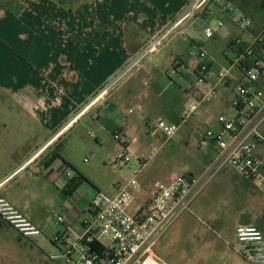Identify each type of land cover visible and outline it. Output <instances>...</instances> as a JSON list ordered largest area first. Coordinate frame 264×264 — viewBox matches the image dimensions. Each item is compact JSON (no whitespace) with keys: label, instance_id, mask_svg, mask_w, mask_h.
Returning a JSON list of instances; mask_svg holds the SVG:
<instances>
[{"label":"crops","instance_id":"1","mask_svg":"<svg viewBox=\"0 0 264 264\" xmlns=\"http://www.w3.org/2000/svg\"><path fill=\"white\" fill-rule=\"evenodd\" d=\"M188 1L190 0H0V97L3 96L0 98V166L4 168L3 173H0V196L7 198L40 227L43 232L41 237L49 235L51 243L60 251L61 248L55 241L58 234L84 235L90 230L96 244H105L102 236L97 234V210L92 205L93 196L101 190H96L94 194L81 192L80 180L73 174L71 177L65 176L72 163L61 153L63 136L108 96L109 90L102 93L106 89L101 88L104 79L121 73L149 37L163 31L180 16ZM225 1L234 3L254 17L252 26L248 30H242L236 16H227L225 25H229L231 32L239 30L229 39L228 48L236 38L252 41L263 28L259 26L261 21L256 20L260 18L257 15L261 12L259 0ZM213 4L215 3L210 5ZM198 19L201 18L196 20ZM214 40L208 44L202 43L208 53L206 62L211 68L210 76L203 81L209 86L208 91L212 85L218 84L217 75L228 66L229 61L225 51L224 59L219 60L216 51L221 42ZM180 50L175 46L168 55V65L173 69L178 64V71L188 65ZM199 61L201 63L200 59ZM214 63L220 65L216 74L212 71ZM160 66L155 65L149 73L142 75L141 84L136 78L130 80V85H135L131 93L135 94L140 109L145 106L150 109L154 103L147 101L150 90L155 89V97L162 96L163 87L156 80L152 83V89L151 86L148 89L141 86L144 79L161 70ZM197 68L199 69V65ZM139 72L135 74L138 75ZM195 73L199 76L197 71ZM235 76H238V72ZM144 81L145 85H150L147 80ZM233 90L234 84L231 81L226 86L219 85L208 106L205 107V104L202 107H205L206 113L220 107L225 109L217 112L216 122L219 114L231 109ZM185 91L187 94L192 93L189 87ZM206 93L194 91L195 100ZM167 108H170L169 104ZM140 117L128 116L119 129L129 131L135 123H139ZM146 124L149 126L148 121L145 126ZM181 124H185L183 120ZM181 124H178L179 129ZM263 125L261 132L264 135ZM96 138L98 143L102 141L100 137ZM57 151H60V156H56ZM31 166V174L42 175L45 187L53 190L56 187L57 193L50 196L52 204L57 205L54 214L58 212L66 215L65 221L56 222L61 223L62 227L50 230L51 221L46 223L32 212L30 195L8 185L13 176L29 171ZM81 177L84 178L82 175ZM147 179H141L144 187L151 185ZM116 193L115 186L110 188L109 194ZM47 196L50 197L49 192ZM148 197V193L144 191L136 193L135 201L128 210L137 213ZM180 223L168 232L157 248L160 257L168 264H233L234 260L238 261V256L241 257L238 248L230 246L227 238L229 235L225 236V233L210 225H206L203 231H191L183 235L177 228ZM3 230L11 231L21 244L34 245L33 238L22 236L0 217V233ZM181 238L187 239L186 247L177 255L175 247ZM17 251L16 256L7 257L15 264H30L25 256L26 250ZM66 262L72 264L67 260Z\"/></svg>","mask_w":264,"mask_h":264},{"label":"rangeland","instance_id":"2","mask_svg":"<svg viewBox=\"0 0 264 264\" xmlns=\"http://www.w3.org/2000/svg\"><path fill=\"white\" fill-rule=\"evenodd\" d=\"M230 5L234 6L232 2ZM210 6L213 18L224 19V21L227 19V14L220 12L215 4ZM260 11L257 15L260 18H256V20L259 19L261 21L259 26L264 27V1L263 9L261 8ZM250 17L253 21L254 17L252 15ZM204 27L205 21L202 19L187 18L174 31V35L172 34L168 39L166 46L164 45L158 52L152 53L144 59L141 69L133 70L116 83L115 80L120 73L104 79L101 88H108V96L85 114L74 127L65 133L62 139L61 153L64 158L72 163V166L68 168L73 176L80 180L81 192L86 191L94 194L96 190H101L110 193V188L116 187L119 182L124 183L128 180L126 178L130 179L132 169L139 166L135 158L127 165L123 163L119 166L115 163V159L121 150V146L115 138L116 133L128 134L129 137L136 138V142L131 146L132 151L134 153L143 152L150 156L146 168L139 175V179L147 177L151 188H154L157 183L168 181L174 172L200 176L208 169L211 161L216 158V147L212 142L202 145L200 142L201 135L197 131L200 128L206 129L208 127L220 129L215 115L225 109L220 107L218 110H209L206 113L204 109L210 101L194 117L185 124H181V117L196 99L194 91L199 90L206 93L209 89L208 85L198 82L199 76L195 71L199 72L197 67L200 61L191 55L194 49L189 44L192 39H200ZM238 31L231 32L229 25L226 24L217 30L215 38H205L203 43L208 44L210 41L218 39L221 44L216 53L219 60H223L224 51L228 57L233 55V51L228 48L227 43L231 36ZM175 46L181 49L180 51L184 53L183 56L188 63L187 67L181 68V71L174 69L178 68V64L173 69L171 65H168L170 62L169 51ZM139 53L140 51L137 52L136 56ZM155 65H161V70L157 74L156 72L152 74L150 78L144 79L150 85H145L143 80L141 86L147 89L151 86L150 89H152L154 87L152 83L156 80L158 85L163 87L162 96L161 98L155 97L153 93L155 89L150 90L147 101L150 104L152 101L154 103L150 109L149 107L146 109V106L140 109L137 106L135 94L131 93L135 85H130V80L136 78L140 83L142 75L149 73ZM219 70L220 65L214 63L213 74ZM137 72H139L138 75L135 74ZM188 87L192 91L190 94L185 91V88ZM168 104L170 105L169 109L167 108ZM133 107L135 111L130 113L129 110ZM128 116L140 117L139 123H135L129 131H122L119 128ZM160 119L181 124V128L175 136L167 137L160 129L156 128ZM147 121L149 126L147 124L145 126ZM97 136L102 139L99 143ZM87 157H90L89 161L85 160ZM32 170L33 166L30 167L29 171L13 176L8 185L21 193L30 195L32 212L46 223L50 220V230L62 227L61 223H56L57 218L54 214L56 210L54 211V209L57 205L56 203L52 204V197L50 196L57 193L56 187L54 190L48 189V186L45 187V181L42 180L44 179L43 176H33ZM3 171L4 168L0 166V173ZM48 192L50 197L47 196ZM179 222L181 223L177 228L183 235L191 231H203L206 229V225H210V227L225 233V236L229 235L227 238L230 240V246L237 249L240 247L235 234L238 226L253 224L264 232V192L260 191L230 164H226L198 195L193 203L192 211L183 215L177 224ZM48 236L34 237V246L30 243H19L11 231L3 230L0 233V250L2 252L0 253V264H15L7 256H16L18 254L17 249L26 250L25 256L30 264H67L64 258L52 259V256L60 255L61 251L51 243ZM101 239L105 244L109 243L107 236H102ZM186 240L181 238L180 243L175 247L177 255L183 252L186 247ZM233 255L238 256V254ZM238 257V261L234 260L233 264H248L240 256ZM175 262L173 261V263ZM178 263L182 264L181 262Z\"/></svg>","mask_w":264,"mask_h":264},{"label":"built area","instance_id":"3","mask_svg":"<svg viewBox=\"0 0 264 264\" xmlns=\"http://www.w3.org/2000/svg\"><path fill=\"white\" fill-rule=\"evenodd\" d=\"M263 1L259 0L260 10L263 9ZM211 3L218 5L227 16H236L241 29L248 30L252 26L250 15L234 3L231 6L230 1L190 0L170 26L147 39L139 55L127 63L115 83L133 70L141 69L144 59L158 52L174 31L190 17L205 21L200 39L189 42L194 49L191 55L201 60L198 82L205 81L210 76L211 68L206 62L208 53L202 45L203 39L213 38L217 30L225 26L224 19L211 16ZM230 49L233 55L229 57L228 66L218 73V84L212 85L206 94L195 100L182 116L183 123H186L212 100L219 85L226 86L230 81L233 82L231 109L217 117L220 129L208 127L197 131L201 135L202 145L212 142L216 147V158L208 169L200 176L174 172L168 181L157 183L154 188L150 185L144 187L139 175L150 156L132 151L131 146L136 138L116 133L115 138L121 150L115 163L127 165L135 158L139 166L132 169L130 179L116 184L115 195L97 191L92 198V205L97 210V234L107 236L110 242L97 252L92 248L95 237L90 230L84 235L58 234L55 241L61 253L53 256L54 259L64 258L72 264H168L157 252L159 243L183 215L191 212L198 195L223 166L230 164L264 192V135L261 132L264 123V27L250 42L243 38L234 39ZM236 72L238 76H235ZM134 111V107L130 109L131 113ZM156 128L167 137H173L179 125L160 119ZM89 159L87 157L85 160ZM65 176L71 177L72 172L66 171ZM143 191L149 195L146 203L137 213H131L128 207L134 203L136 193ZM55 215L59 222L66 220L63 213L57 212ZM0 217L26 238L43 234L40 227L3 196H0ZM235 234L240 243L238 252L241 257L250 264H264L263 230L256 225L245 224L238 226Z\"/></svg>","mask_w":264,"mask_h":264},{"label":"trees","instance_id":"4","mask_svg":"<svg viewBox=\"0 0 264 264\" xmlns=\"http://www.w3.org/2000/svg\"><path fill=\"white\" fill-rule=\"evenodd\" d=\"M174 67H175V66H174ZM175 69H176V68H175ZM198 73H199V72H198ZM56 156H60V151H57ZM70 166H71V165H70ZM92 248H93L95 251L99 252L100 250L103 249V246H102L99 242L96 244V241H94V242L92 243Z\"/></svg>","mask_w":264,"mask_h":264}]
</instances>
